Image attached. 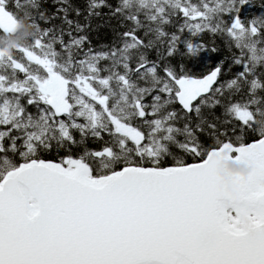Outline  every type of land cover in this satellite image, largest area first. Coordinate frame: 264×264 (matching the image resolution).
I'll list each match as a JSON object with an SVG mask.
<instances>
[{
    "label": "snow or ice",
    "instance_id": "obj_1",
    "mask_svg": "<svg viewBox=\"0 0 264 264\" xmlns=\"http://www.w3.org/2000/svg\"><path fill=\"white\" fill-rule=\"evenodd\" d=\"M0 264H264V0H0Z\"/></svg>",
    "mask_w": 264,
    "mask_h": 264
},
{
    "label": "trees",
    "instance_id": "obj_2",
    "mask_svg": "<svg viewBox=\"0 0 264 264\" xmlns=\"http://www.w3.org/2000/svg\"><path fill=\"white\" fill-rule=\"evenodd\" d=\"M254 3L256 5V7L259 8V6L261 4V0H254ZM96 23H100V22L97 21ZM93 38L95 40H98V41L103 42V41L107 40L108 38H110V30L105 29V28H101L99 30V33L98 34L97 33H94L93 34ZM221 48H223L222 45H221ZM227 55H228V53L226 51H223L222 50V52L220 54V58H225ZM208 64L210 66L211 62H208ZM201 70H203V69H201Z\"/></svg>",
    "mask_w": 264,
    "mask_h": 264
},
{
    "label": "water",
    "instance_id": "obj_3",
    "mask_svg": "<svg viewBox=\"0 0 264 264\" xmlns=\"http://www.w3.org/2000/svg\"><path fill=\"white\" fill-rule=\"evenodd\" d=\"M233 167H236V166H233Z\"/></svg>",
    "mask_w": 264,
    "mask_h": 264
}]
</instances>
